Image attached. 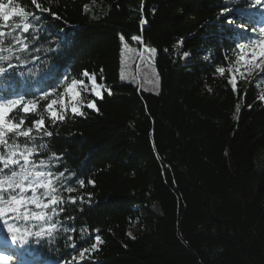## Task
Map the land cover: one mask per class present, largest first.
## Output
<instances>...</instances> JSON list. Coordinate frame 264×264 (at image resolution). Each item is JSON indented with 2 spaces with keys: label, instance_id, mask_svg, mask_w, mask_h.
Masks as SVG:
<instances>
[{
  "label": "trees",
  "instance_id": "1",
  "mask_svg": "<svg viewBox=\"0 0 264 264\" xmlns=\"http://www.w3.org/2000/svg\"><path fill=\"white\" fill-rule=\"evenodd\" d=\"M36 3L49 11L13 0L35 14L29 33L22 17L0 21V55L15 65L0 74V96L37 105L29 113L18 106L10 117L26 121L31 139L7 130L5 138L16 151L33 150L29 173L50 177L35 197L49 203L45 220L15 222L22 231L43 230L26 246L34 262L73 264L99 235L102 243L80 264H264V89L238 80L245 51L261 36L263 0ZM240 31L245 38L237 39ZM14 37L28 44L23 62ZM125 46L156 49L157 92L120 78ZM57 67L59 83L51 78ZM93 75L102 98L83 94V116L66 105L58 113L64 119L53 120L51 101L72 80L90 87ZM91 102L96 109L87 108ZM10 150L0 145L5 158Z\"/></svg>",
  "mask_w": 264,
  "mask_h": 264
},
{
  "label": "snow or ice",
  "instance_id": "2",
  "mask_svg": "<svg viewBox=\"0 0 264 264\" xmlns=\"http://www.w3.org/2000/svg\"><path fill=\"white\" fill-rule=\"evenodd\" d=\"M32 3L35 5L37 9H40L41 13L49 11V9L41 8L40 4L36 3V0H32ZM30 15H35V14H30L28 11L25 10L24 7L14 6L13 0H7V3H4L2 2V0H0V21L8 22L13 17L24 18L25 22L23 23L22 26V33L25 34L29 33ZM51 15L56 20L61 19V17L56 13H51ZM229 23H231V21H229ZM15 28L21 29V25L17 24L15 25ZM239 28H244V25L243 24L239 25ZM252 32L255 33L256 29L253 28ZM259 33L261 34L260 38L255 39L252 42L253 46L251 48L250 55L248 57L250 62L256 59L258 54L257 49H260L261 54H264V26H261L259 28ZM9 34L12 35V33ZM3 35L4 33L0 31V37H2ZM245 35L246 33L244 31H240L237 32L236 37L237 39H243L245 38ZM14 39L18 46H22L19 47L17 54L15 55V59L23 62L19 52L27 50L28 44L24 43L19 37H14ZM119 39L120 41H124L125 38L123 35H120ZM131 39L134 41H140L141 37L132 36ZM240 47L243 48L244 45L241 44ZM9 51H11V49ZM151 52L155 54L156 49H151ZM11 59L12 57L10 56L0 55V60L8 61L7 69L3 66H0V74H4L8 69H12L15 67V65L11 63ZM58 70H59L58 67L54 69L51 76V78L55 79L57 83H59V78L55 76V72ZM88 75H89L88 72L85 71L84 76L88 77ZM91 79H92V88L95 91V95L97 97L102 98L101 91L98 90L99 86L96 83L95 76L93 75ZM78 83H80V81L72 80L70 85L67 87V89H65V92L72 93L73 96L78 95V93L73 92V89L76 88ZM229 83H231L233 85V89H235V81H229ZM46 98H47L46 96L41 97V99H46ZM61 103H63V101H61ZM56 104L57 101L53 99L51 103L48 105L47 111L50 113L53 120L57 118L59 120H63L64 116L63 115L58 116L57 111L53 110L52 106ZM21 105L23 108V113H29V111H35L37 107L36 102H34L33 100H28L27 102H25L24 96L22 95L19 98H11L6 100L3 99L2 96H0V145H4L5 148L11 149L8 153L7 158H5L3 155H0V163H2L3 165V167L0 168V173H3L5 170L10 172V175H7L3 180H0V219H4V224L6 226V230L12 245L19 246L20 248H24V246L30 245V242L33 237L40 238L43 230L33 232L25 228L23 231H21L18 227H13L12 224L9 223L7 217H11L13 223L19 220H24V221L29 220V213L20 211L22 208L25 207L26 203L29 200V198L25 195L27 191V188L25 187V183L27 182L29 186H31L33 183H39V181L33 180L30 177L34 175L36 177H40L41 179H43L48 174L43 173L38 169L35 170L34 173H29L26 170L31 163L28 159V156L33 150L26 147L21 151H16V149H18L19 146L16 144L15 140L12 141L10 146L8 140L5 138L4 130H7V132L9 133H13L14 136L31 139L30 137L31 129L22 130L21 126L26 122L24 119H21L19 123H16L15 121L10 119L15 109H17V107ZM87 108L96 109V103L95 102L88 103ZM71 111L72 113L78 114L80 116L84 115V112L81 110V108L77 107L75 104L73 105ZM237 111H239V107H237ZM34 124L37 128H39L41 125L44 124V120L37 119L34 121ZM46 135L50 137L52 133L47 132ZM21 161H23V163H21ZM39 163L40 165H43L45 161L41 159ZM32 166L35 167L34 165ZM17 167H19L20 169L19 172L15 170ZM60 175L62 176L63 173H60ZM89 183L94 184L93 181H89ZM5 184H7V189H5L4 187ZM83 184L84 181L80 180L81 187L83 186ZM51 191H55V190L52 189ZM72 191H73L72 188H68V192H72ZM35 197H36V192L33 189L31 203L37 204V206H39ZM51 203L53 205H56L58 203V198L53 196ZM44 207H47V205H44ZM31 217L32 219L37 221L45 220V215L43 212L32 213ZM45 234L47 235V233ZM128 235L131 236V233H129ZM133 239L135 238L133 237ZM95 241H96L95 243L91 244V249H89L88 247H84L79 251V257L81 258V261H83V259L85 258L86 253H88L90 250L97 249V244L102 243L101 237L99 235L95 236ZM72 246L73 248L76 247L75 244H73ZM32 251L34 254H36L39 251V249L33 248ZM12 258H13L12 255L8 253L0 252V264H7V262H9ZM73 258L75 259V257Z\"/></svg>",
  "mask_w": 264,
  "mask_h": 264
},
{
  "label": "rangeland",
  "instance_id": "3",
  "mask_svg": "<svg viewBox=\"0 0 264 264\" xmlns=\"http://www.w3.org/2000/svg\"><path fill=\"white\" fill-rule=\"evenodd\" d=\"M262 7L264 8V0ZM264 26V23L263 25ZM253 46V45H252ZM246 50L244 53V57L240 61V74L238 76V80L241 82L246 83L248 86L252 87L253 89H264V54H261L260 49H257V57L254 61H249L248 57L250 55L251 48ZM120 78L122 80L130 81L135 83L138 88L149 90L153 92L158 91V77L154 71L153 67V53L151 50L146 49L145 47L141 46L140 49L137 47H129L125 46L122 51L121 55V70H120ZM90 87L87 84L80 80V83L73 89V92L78 93V95L73 96L72 93H64L62 96L55 99L57 101L56 105H53V110L63 111L66 105H68L69 110L71 111L73 105L75 104L77 107L80 106L82 103V95L88 94L92 92L95 94V91L92 88L91 79L89 80ZM70 85V84H69ZM99 90V89H98ZM63 101V103H61ZM29 157V156H28ZM33 180L39 181V183H33L31 186L28 184L25 186L27 191L25 195L29 198L28 202L26 203L25 207L22 208L21 212L29 213V220H34L31 217L32 213L35 212H43L44 215L46 214V207L44 205H48L49 203L46 201L39 202V206L37 204L31 203L32 199V191L33 189L35 192L39 188H47L50 182V177L46 175L43 179L40 177H34ZM9 223L12 224L13 227H18L15 223L12 222L11 217H7ZM19 228V227H18ZM20 229V228H19ZM22 231V230H21ZM134 231H131L133 233ZM4 234V235H1ZM0 237L5 242H0V244L6 245L8 247H0V252H8L9 250L17 249L20 251L21 260L15 261L12 264H34L31 259V252L24 246V248H20L19 246H14L11 243V240L8 236L6 226L4 224V219H0ZM7 242V243H6ZM23 255H26V257ZM81 258L77 257L73 264H80ZM47 264H60L58 262H47Z\"/></svg>",
  "mask_w": 264,
  "mask_h": 264
},
{
  "label": "bare ground",
  "instance_id": "4",
  "mask_svg": "<svg viewBox=\"0 0 264 264\" xmlns=\"http://www.w3.org/2000/svg\"><path fill=\"white\" fill-rule=\"evenodd\" d=\"M0 247H3L1 244H0ZM8 263V262H7Z\"/></svg>",
  "mask_w": 264,
  "mask_h": 264
}]
</instances>
